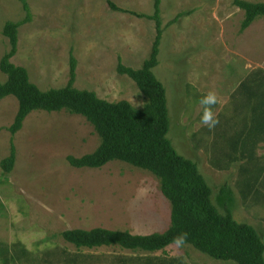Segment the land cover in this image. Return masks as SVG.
Returning a JSON list of instances; mask_svg holds the SVG:
<instances>
[{
  "label": "rangeland",
  "instance_id": "1",
  "mask_svg": "<svg viewBox=\"0 0 264 264\" xmlns=\"http://www.w3.org/2000/svg\"><path fill=\"white\" fill-rule=\"evenodd\" d=\"M27 2L32 21L19 29V51L12 62L25 67L34 84L42 91L66 87L73 55L78 61V90L95 92L111 103L128 101L136 109L144 108L147 99L136 83L117 69L120 60L140 69L150 58L156 25L137 15L152 16L154 0ZM185 12L190 15L169 26ZM25 17L21 0H0V61L10 49L3 35L5 24ZM161 17L165 32L154 73L167 90L168 138L181 156L198 164L216 208L223 213L227 204L233 206L235 219L255 227L264 241V207L247 205L243 199L239 166L215 167L228 144L220 140L216 145L213 135L218 125L236 116L233 93L239 83L251 76L242 90L254 89L259 87L254 81L264 77V17L241 32L245 13L234 0H162ZM0 81H7L1 70ZM208 93L217 101L208 106L218 121L214 127L202 123L200 100ZM18 109L15 97L0 100V264H6L9 256L14 264L10 253L17 242L43 251L27 256L36 264H67L76 255L80 264H116V258L135 254V264H142L137 262L139 257L155 261L163 254L184 264H235L213 260L190 245L174 244L166 253L151 254L118 246L79 250L66 242L62 234L74 229L103 228L144 236L164 233L171 225L172 206L162 194L160 180L148 171L122 162L101 169L69 164L68 157L91 154L101 143L84 117L67 111H34L13 137L9 129ZM12 143L16 161L7 173L3 161L11 155ZM259 155L264 160V149ZM221 165L228 163L223 160ZM225 187L232 192L231 199L222 194Z\"/></svg>",
  "mask_w": 264,
  "mask_h": 264
},
{
  "label": "trees",
  "instance_id": "2",
  "mask_svg": "<svg viewBox=\"0 0 264 264\" xmlns=\"http://www.w3.org/2000/svg\"><path fill=\"white\" fill-rule=\"evenodd\" d=\"M21 2L26 17L20 22L10 21L5 24L3 35L9 40L10 49L0 61V70L7 76L5 83L0 81V100L13 96L19 102L17 116L9 129L12 136L22 130L25 120L34 111H67L84 117L94 127L101 143L91 154L80 158L68 157L69 164L77 169H101L112 162H122L148 171L160 180L162 194L172 206L171 225L164 233L144 236L103 228L90 231L74 229L62 234L64 240L79 250L118 246L132 252L156 254L166 253L167 248L176 244L178 237L184 236V243L180 246L190 245L213 260L235 264H264V241L259 231L252 225L239 223L230 204H227L223 213L216 208L212 202V189L198 164L181 156L168 138L171 121L167 90L154 73L159 65L160 45L165 32L161 17L162 0H154L152 16L137 15L153 20L156 25L157 35L150 58L140 69L127 67L120 60L117 69L120 75L133 80L147 99L143 109H136L128 101L111 103L100 99L95 92L78 90L75 87L78 61L73 55L70 56V79L66 87L42 91L34 84L28 70L12 62L19 51V29L32 21L27 0ZM234 5L245 13L241 32L264 17L263 2L234 0ZM188 15L189 12L179 14L169 26ZM255 116L254 121L264 130V115ZM255 129L254 127L251 131ZM243 136L244 129L237 135L236 141L227 143L228 149L221 151L222 159L218 163L215 160V167L220 170L234 164L240 167V192L246 201L249 190L244 186L245 168L241 160L246 159L245 155L249 152V156H252L253 148L248 147V140L243 141ZM223 160L228 163L227 166L221 165ZM15 161L16 150L12 143L11 155L3 161V168L7 173L13 171ZM222 192L232 198L229 188H223ZM13 250L16 255L23 256L24 244L17 242L13 245ZM24 256L26 259L28 252ZM77 256H70L67 264H80ZM88 258L85 257V260ZM152 262L184 264L180 259L166 258L164 254L161 259H152Z\"/></svg>",
  "mask_w": 264,
  "mask_h": 264
},
{
  "label": "crops",
  "instance_id": "3",
  "mask_svg": "<svg viewBox=\"0 0 264 264\" xmlns=\"http://www.w3.org/2000/svg\"><path fill=\"white\" fill-rule=\"evenodd\" d=\"M247 77L248 78L246 80H244L245 79L244 78L243 79L244 81L242 80V82L239 83L240 85L238 84L239 87L237 91L233 93V98L235 102L237 103V106L234 107L236 116L231 118L229 122H225L224 124L218 125L216 132L213 135H215L214 139L217 140L215 144L218 145V143H220V140H223L224 142L226 141L227 143L229 141H236L237 135L240 133L242 129H244V136L242 139L243 141L248 140V147L253 148L252 156H249L250 155V152H249L248 154L245 155L246 159L241 160V163L243 164L245 168V172L243 176L244 186L246 189L249 190L246 203L247 205L248 204H252V205L258 204L259 207L260 206L264 207V160H263V157L259 155V151L261 149L262 150L264 149V130L258 127L257 121H254V119L256 118L255 115H257L258 117L264 115V77L259 76L260 81H254L256 85H259L258 88L256 87L253 89V87H248V89L243 91L242 89L244 87L245 82L251 78V76H247ZM234 118H239V119L242 118L241 119L242 122L241 123L239 122L238 124L230 123V121H232V119ZM254 127L256 129L254 131H251V129ZM228 152L229 151H227V153ZM216 153L217 152H215L214 154ZM230 153L232 152L230 151ZM232 154L234 157H236L234 153ZM220 159H222L221 153L218 155L216 159V163H218V160ZM245 181H246V184L250 183L251 185L250 186L246 185ZM38 244H40V242ZM36 249H37V245L35 249H31V250L29 248H25L24 254L28 252V255L32 256L33 254L30 255V253L42 252L41 250H38V249H37L38 251H35ZM10 255H12V257L16 259L14 261V264H36V261H33V260L27 261L25 258L23 259V256L16 255L13 250V247H12ZM135 255H132V256H135ZM132 256L128 258L118 257L116 258L115 262L116 264H122V263L131 264L132 261H134ZM8 262L9 264H12L10 256L6 260V264H8ZM137 262L142 263V264H154V262H152V259L150 260L144 259L143 257H139ZM135 263L136 262L134 261L132 264H135Z\"/></svg>",
  "mask_w": 264,
  "mask_h": 264
},
{
  "label": "clouds",
  "instance_id": "4",
  "mask_svg": "<svg viewBox=\"0 0 264 264\" xmlns=\"http://www.w3.org/2000/svg\"><path fill=\"white\" fill-rule=\"evenodd\" d=\"M216 102V97L213 93H208L200 100V104L203 107L202 123L208 125L209 127H214L216 123H218V121L213 118V113L208 107L209 105H213ZM184 239V236H180L176 239L175 243L179 246L184 243Z\"/></svg>",
  "mask_w": 264,
  "mask_h": 264
}]
</instances>
